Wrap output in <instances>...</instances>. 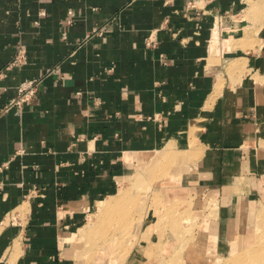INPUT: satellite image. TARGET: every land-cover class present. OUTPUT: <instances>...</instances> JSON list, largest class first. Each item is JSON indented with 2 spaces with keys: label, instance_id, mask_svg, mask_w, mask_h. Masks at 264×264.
<instances>
[{
  "label": "crops",
  "instance_id": "crops-1",
  "mask_svg": "<svg viewBox=\"0 0 264 264\" xmlns=\"http://www.w3.org/2000/svg\"><path fill=\"white\" fill-rule=\"evenodd\" d=\"M192 2L0 0V264H71L87 216L140 168H175L166 200L208 195L227 222L260 195L264 0Z\"/></svg>",
  "mask_w": 264,
  "mask_h": 264
},
{
  "label": "rangeland",
  "instance_id": "rangeland-1",
  "mask_svg": "<svg viewBox=\"0 0 264 264\" xmlns=\"http://www.w3.org/2000/svg\"><path fill=\"white\" fill-rule=\"evenodd\" d=\"M175 173V168H140L118 192L97 203L65 253L71 264H129L135 249H140L141 254H136L144 264H188L186 255L191 249L192 264H264V189L254 202L245 200L238 215L239 205H229L232 218L237 220L227 222L218 217L214 200L208 204V195L190 193L193 204L167 201L161 192L167 188L157 187L170 184L167 180ZM14 218L8 217L5 223L16 222ZM144 231L152 233L148 234L150 244L139 241L141 247H137L133 237ZM167 247L170 250L164 254Z\"/></svg>",
  "mask_w": 264,
  "mask_h": 264
},
{
  "label": "built area",
  "instance_id": "built-area-1",
  "mask_svg": "<svg viewBox=\"0 0 264 264\" xmlns=\"http://www.w3.org/2000/svg\"><path fill=\"white\" fill-rule=\"evenodd\" d=\"M190 5V2L188 3ZM98 35H102L101 31H98ZM24 60V54L21 49L17 51V54L14 58V60L9 64V67L12 66H19L22 61ZM39 81L38 80H32V81H26L20 84L17 88V97L14 99L11 104L6 107L5 111H7L9 108H20L23 104L28 103L32 101V99L35 98L38 92L39 87Z\"/></svg>",
  "mask_w": 264,
  "mask_h": 264
},
{
  "label": "bare ground",
  "instance_id": "bare-ground-1",
  "mask_svg": "<svg viewBox=\"0 0 264 264\" xmlns=\"http://www.w3.org/2000/svg\"><path fill=\"white\" fill-rule=\"evenodd\" d=\"M190 2V5L188 4ZM188 5L190 6V7H192L193 6V2H192V0H188ZM8 107V106H7ZM14 108V107H13ZM193 142V141H192ZM166 151H164V153L163 154H161V158H164V157H166L167 155H169V149L167 150V149H165ZM191 150H193V149H191ZM167 159L168 160H171L172 161V163L174 162V160H175V156L173 155V156H168L167 157ZM107 204V203H106ZM105 204V205H106ZM167 211V210H166ZM171 211V210H170ZM263 214H264V212H263ZM165 215H166V213L164 214V216H162V219H164L165 218ZM173 218H174V216H173ZM14 220H15V218H14ZM153 223V222H152ZM172 223H173V220H172ZM149 224V223H148ZM175 224V223H174ZM151 231H152V233H153V231H154V234H155V230L151 227ZM108 232V231H107ZM151 232H149V233H146L145 231L142 233L141 232V234H140V236L138 237V238H135V237H133L135 240H137V247H141L140 245L141 244H139V241H143V242H147L148 244H150V242H149V239H148V234L149 235H152V233L150 234ZM113 236L112 237H114V239H113V242L115 243L116 242V237L118 236V234L117 233H115V234H112ZM109 236V235H108ZM160 237H163V236H160ZM159 239V238H158ZM120 240V239H119ZM163 240V239H162ZM164 241V240H163ZM166 241V240H165ZM156 243H158V242H156ZM160 243V242H159ZM142 249V248H141ZM169 250H170V248L169 247H167L166 249H164L163 250V253L165 254V253H168L169 252ZM260 250V249H259ZM140 252V249H135V253H134V251L130 254L131 256H130V263L129 264H144V262L142 261V257L139 255V254H141V252ZM136 253H139V254H136ZM145 253V252H144ZM197 256V255H196ZM165 257V256H164ZM186 257H187V262H188V264H192L193 262H194V250L193 249H191V250H188L187 251V255H186ZM260 258V260L262 259V254L259 256ZM199 261V260H198ZM150 263H151V261H149ZM126 264H127V262H126Z\"/></svg>",
  "mask_w": 264,
  "mask_h": 264
}]
</instances>
